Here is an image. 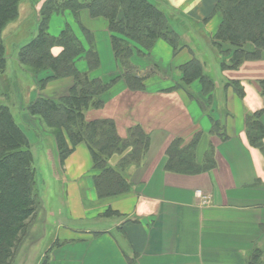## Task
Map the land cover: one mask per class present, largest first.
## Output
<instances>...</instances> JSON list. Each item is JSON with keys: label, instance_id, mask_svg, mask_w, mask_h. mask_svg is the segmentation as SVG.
I'll list each match as a JSON object with an SVG mask.
<instances>
[{"label": "crops", "instance_id": "obj_1", "mask_svg": "<svg viewBox=\"0 0 264 264\" xmlns=\"http://www.w3.org/2000/svg\"><path fill=\"white\" fill-rule=\"evenodd\" d=\"M168 1L197 22L209 16L217 2ZM80 19L94 34L101 74L115 72L118 66L108 20L94 18L88 10L81 11ZM218 23L213 17L202 30H191L187 39L197 46L199 41H209ZM76 31L82 36L78 27ZM195 55L197 51L189 47L175 52L168 41L159 39L150 56L158 70L148 75L144 89L133 90L121 79L106 92L102 108L88 110L89 118L114 120L122 138L135 126L150 137L141 162L124 171L130 183L126 192L99 196L94 176L100 170L94 168L85 142L78 143L64 163L53 138L49 152L42 151L44 162L53 160L51 189L61 206L49 205L41 193L45 224L52 219L50 210L60 214V219L52 231V244L38 255L37 264H249L256 249L264 264V139L262 147L252 145L246 125L248 115L260 112L264 126V51L260 59L245 61L234 69L216 64L215 76L206 64V72L215 81L207 111L197 99L198 81L193 84V96L179 85L180 67ZM136 63L141 73L148 71L143 59ZM16 65L23 70L17 57L9 62L8 70L14 72ZM78 66L87 69L85 61ZM229 81H238L244 94ZM27 84L30 100L39 94L59 98L68 94L74 79H55L40 89L31 76ZM22 105L17 110L27 116L23 100ZM208 111L222 122L224 138L212 133ZM199 131L195 162L202 164L213 144L214 166L196 173L168 171L170 145L178 138L189 142ZM121 157L114 155L109 165L117 166Z\"/></svg>", "mask_w": 264, "mask_h": 264}, {"label": "trees", "instance_id": "obj_2", "mask_svg": "<svg viewBox=\"0 0 264 264\" xmlns=\"http://www.w3.org/2000/svg\"><path fill=\"white\" fill-rule=\"evenodd\" d=\"M23 1L0 0V98L7 99L12 93L9 89L17 83L8 70L10 51L5 36L11 32L10 24L19 19ZM82 10H88L94 18L108 20L118 66L115 72L101 74L95 37L80 19ZM39 12L38 32L19 44L18 64L31 74L40 89L55 79L66 77H73L74 84L67 95L59 98L39 94L27 102L23 112L34 119L41 131H53L61 163L78 143L88 145L94 168L100 170L94 176L100 197L124 193L130 188L124 171L141 162L150 137L141 127L135 126L128 137L122 138L114 120L89 118L87 112L102 108L106 92L121 79L133 90L144 89L148 75L158 70L150 56L159 39L168 41L175 52L189 47L195 53L197 43L187 39L189 32L203 29L216 17L219 23L208 42L215 49L222 69H234L245 61L260 59L264 51V0H217L210 15L202 22L186 16L168 0H44ZM56 14L71 17L58 33L51 29ZM73 22L82 36L71 24ZM195 38L197 40L198 36ZM18 42L14 41V44ZM56 48H59L57 53ZM138 58L149 68L145 74L139 71ZM80 61L86 62V70L79 68ZM206 64L205 59L195 55L180 67L179 85L190 90L193 96L192 87L198 81L200 93L196 92L197 99L207 111L215 81L206 72ZM228 84L239 94H244L238 81ZM20 110H13L9 102L0 101V264H16L19 260L23 237L42 205L29 132L33 126L19 120ZM209 113L212 133L224 138V133H220L222 122ZM246 125L250 143L262 147L264 126L260 112L248 115ZM200 136L199 131L189 142L183 138L174 140L168 148V171L196 173L214 166L213 144L205 161L202 164L195 162V147ZM116 154L122 155L120 162L117 166L109 165V160ZM260 253L256 249L249 264H261Z\"/></svg>", "mask_w": 264, "mask_h": 264}, {"label": "rangeland", "instance_id": "obj_3", "mask_svg": "<svg viewBox=\"0 0 264 264\" xmlns=\"http://www.w3.org/2000/svg\"><path fill=\"white\" fill-rule=\"evenodd\" d=\"M182 1L183 0H177L176 4L181 3ZM43 3L44 0H24L21 3L22 4L21 15L16 22L10 24L11 28L9 30L11 32H9L5 36V41L10 51L9 54L10 61L14 57H17L19 44L28 40L33 33L36 34L38 32V24L40 20L39 10L43 5ZM52 20L53 21H51V29L55 31V33H58V31L65 25L67 20L68 22L71 20V17L65 16V14H56ZM71 24L73 25L75 30H77L76 26L74 25V22ZM14 41H19V42L17 44H14ZM198 43L199 45L196 48L198 55L202 59L206 60L207 71L215 76L214 67L216 64L217 65L219 64L218 58L217 59L214 58L217 55L215 53V49H213L212 45L207 40H204V42L199 41ZM17 66L18 65H16V67L14 66L13 69L14 72L13 71L10 72V76H12L14 80L17 81V83H15L13 87H11L12 89H9L12 91L11 95H9L7 99L6 98L0 99V101L2 100L9 102L13 110H17V108L20 105H22V100L26 106L27 102H30V96H31L30 93L31 90L28 88L29 86L27 84L28 81L31 80V75L24 69L19 70ZM218 66H220V64ZM20 119L25 121V123L26 121L30 123L31 127L33 126V129H30L31 131L29 130V132L32 140L31 148L36 160V167L38 173L37 184H38L40 197L43 194L44 201L46 203H48L49 205L55 204L56 206L58 205V207H60L61 205L60 203H58L55 191L52 190L53 180L51 179L55 175L54 173L55 169L52 163L53 160L50 159L48 160L47 163L44 162L43 158H41V153L43 150L46 149L49 152V147L51 146L50 142L52 138L55 141V144L57 143L54 133L52 130L41 131L40 127L33 122L34 119L31 118V116L20 115L19 120ZM45 133H49L51 134V136L47 137ZM49 184H51L50 187ZM40 207L41 208L39 209V212L37 211L38 214H36V217L32 219L33 221L32 223H30V226L27 229V233L24 236L25 238L23 237L24 242L19 249L20 251L17 257L19 260L16 262V264H37L38 255H40L46 249L47 246L52 244L51 243L52 231H54L55 222L60 219V214L58 215L52 214L50 210L49 217H52V219H49L48 224H45L47 222V219H46L43 201ZM55 244H58V242H56Z\"/></svg>", "mask_w": 264, "mask_h": 264}]
</instances>
